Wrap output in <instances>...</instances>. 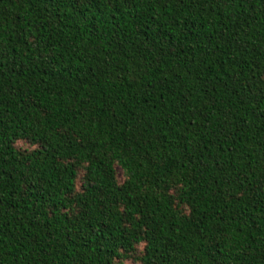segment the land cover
Wrapping results in <instances>:
<instances>
[{"label":"trees","instance_id":"16d2710c","mask_svg":"<svg viewBox=\"0 0 264 264\" xmlns=\"http://www.w3.org/2000/svg\"><path fill=\"white\" fill-rule=\"evenodd\" d=\"M125 261L264 264V0H0V264Z\"/></svg>","mask_w":264,"mask_h":264},{"label":"rangeland","instance_id":"374dc122","mask_svg":"<svg viewBox=\"0 0 264 264\" xmlns=\"http://www.w3.org/2000/svg\"><path fill=\"white\" fill-rule=\"evenodd\" d=\"M117 177L119 181L123 180V174L122 171L117 167ZM123 264H138V263H132V261H125Z\"/></svg>","mask_w":264,"mask_h":264}]
</instances>
